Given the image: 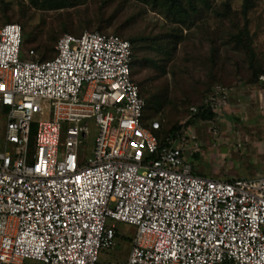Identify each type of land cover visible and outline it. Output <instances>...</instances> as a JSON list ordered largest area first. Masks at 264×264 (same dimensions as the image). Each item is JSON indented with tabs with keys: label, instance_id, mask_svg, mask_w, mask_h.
<instances>
[{
	"label": "built area",
	"instance_id": "1",
	"mask_svg": "<svg viewBox=\"0 0 264 264\" xmlns=\"http://www.w3.org/2000/svg\"><path fill=\"white\" fill-rule=\"evenodd\" d=\"M21 44L0 25V264H264V176L195 173L190 129L160 146L128 40L65 33L46 59ZM228 93L191 114L220 115ZM119 223L135 227L127 258L101 259Z\"/></svg>",
	"mask_w": 264,
	"mask_h": 264
},
{
	"label": "rangeland",
	"instance_id": "2",
	"mask_svg": "<svg viewBox=\"0 0 264 264\" xmlns=\"http://www.w3.org/2000/svg\"><path fill=\"white\" fill-rule=\"evenodd\" d=\"M209 1L210 8L201 7L196 13L189 12L187 19L179 20L166 15L159 3L144 4L136 0L124 3L113 0L105 7L101 6V0H78L75 5L60 8H42L30 0H0V25L5 23V17L20 24L23 50L32 48L40 57L45 45H49L47 58L53 54L62 34L99 31L95 26L101 11L104 16L115 11L111 24L100 30L102 33H114L113 28L119 26L123 38L139 30L163 36L158 39L160 43L177 37L174 46L166 47L167 55L149 52V57L157 60L156 65L142 59L133 67L132 79L144 100L159 92L164 94L161 109L153 118L164 128L174 125L175 131L193 130L198 147L188 159L196 172L217 179L261 177L264 176V99L245 106V112L234 102L228 103L220 115L215 114L210 120L192 115L190 107L199 106L211 85L236 93L238 86L252 81L243 50L230 38L231 31L238 26L247 27L244 40L251 42L255 59L264 68V0H253L246 13L241 10L242 0ZM225 1L230 12L222 16L220 7ZM130 15L134 16L133 20L125 22ZM211 43L215 44L216 54L212 63L208 61ZM45 116L38 115L35 120ZM117 231L120 238L104 252L108 260L127 257L135 227L119 223Z\"/></svg>",
	"mask_w": 264,
	"mask_h": 264
},
{
	"label": "trees",
	"instance_id": "3",
	"mask_svg": "<svg viewBox=\"0 0 264 264\" xmlns=\"http://www.w3.org/2000/svg\"><path fill=\"white\" fill-rule=\"evenodd\" d=\"M30 1L35 6H39L42 8L70 7L72 5H75L78 2V0H30ZM112 1L113 0H101V6L105 7L109 5ZM124 1L125 0H119V3H122V2L124 3ZM136 1L140 3H144V4L150 3L152 5H158L159 3L164 8L166 15L171 14L172 16H175L179 20L187 19V15L189 12L196 13L199 11L201 7H204V8L211 7V3L209 0H136ZM252 2L253 0H242L241 10L243 13H246L252 7ZM220 9H221L220 14L224 16L225 14L230 12L229 3L227 1L223 2L221 4ZM114 13L115 11L104 16L105 13H103L102 11L100 12V14L98 15L96 26H95V28L99 30L98 32H100V30L103 29L104 27L111 24ZM133 18L134 16L130 15L126 19L125 22H127L129 19L133 20ZM4 22L5 23L13 22V20H11V18L5 17ZM14 23H17V22H14ZM91 31H95V30H91ZM113 32H114L113 34L120 36L119 35L121 34L120 27L115 26L113 28ZM245 32H247L246 26H243V27L238 26L236 29L231 31L230 38L234 41V44L236 45V47L241 48L243 50V53L246 57L248 68L250 71V78L253 81L257 79L259 74L264 73V68H262V66L255 59V54H254V50L251 45V42L250 41L247 42L244 40L243 33ZM162 38L163 36L161 37L158 34L152 35V34L140 31V30L138 32L126 34L124 36L123 39H126L129 41L130 48H131V62H130L131 76L133 75V72H134L133 70L134 65H136L142 59H147V62H150L156 65L157 60L150 58L148 55L149 52L157 51L158 53H161V54L163 53L167 55L168 50H166V47L174 46V44L176 43V39H177L176 37V39L174 38L175 40L173 39L171 41L169 40L171 38H169V39L164 40L165 42L163 41V43L158 42V39H162ZM54 39L55 38H53V40ZM23 45H24V40H23V30H22V44H21L22 50H23ZM48 46L45 45V48H44L45 52H43V55L39 57L40 59L47 58L46 52L48 50L47 48ZM209 50H210V53L208 56V61L212 63L213 58L216 55L214 43L210 44ZM212 89H213V85L207 88L206 93H209ZM138 90H139L140 96L142 97L139 87H138ZM163 96L164 94L162 92H159L158 95L154 94L152 97L146 98L144 100L145 101V106H144V111H143L144 120L148 121L151 119H155L153 118L154 116L153 114L158 112L161 109V106L163 104V99H162ZM214 115L215 114L213 112L208 111V110L202 113H198V116H201L207 120L212 119ZM175 129L176 127L174 125H170L164 128L159 121V128L155 130L154 133L158 139V143L160 146L167 145V143H169V140H172L175 138L176 136ZM117 234H118V231L116 228V235Z\"/></svg>",
	"mask_w": 264,
	"mask_h": 264
},
{
	"label": "crops",
	"instance_id": "4",
	"mask_svg": "<svg viewBox=\"0 0 264 264\" xmlns=\"http://www.w3.org/2000/svg\"><path fill=\"white\" fill-rule=\"evenodd\" d=\"M258 77L255 81H251L249 84H243V85L238 86L236 88L237 89L236 93L233 90L232 92L229 90L230 92L228 93V98H229L228 102L229 103L234 102L232 104H236V106L242 107V112H245V108H246L245 106L247 105L252 106V105L257 104L258 102L260 103L261 99H264V95H263L264 94V83L262 82L264 80H260ZM232 93H235V96L234 94L233 96H231ZM242 116L244 117V114H242ZM253 116H255L254 118H256L255 114H253ZM194 171L196 172V169H194ZM198 174H202V173H198ZM118 237L120 238L119 234H117L116 238ZM100 258L104 260H108L106 256L104 255V252H101ZM125 259H120V260H125Z\"/></svg>",
	"mask_w": 264,
	"mask_h": 264
}]
</instances>
